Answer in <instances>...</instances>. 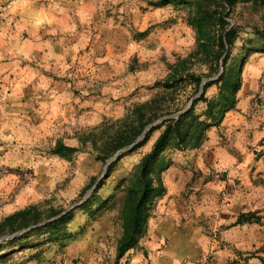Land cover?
<instances>
[{
	"label": "rangeland",
	"instance_id": "1",
	"mask_svg": "<svg viewBox=\"0 0 264 264\" xmlns=\"http://www.w3.org/2000/svg\"><path fill=\"white\" fill-rule=\"evenodd\" d=\"M23 1L24 12L32 15L24 14L19 23L9 15L11 1L0 0V220L30 204L66 209L80 201L104 168L94 146L101 133L90 134L104 123L102 131L117 129L135 104L154 97L156 110L170 105V96L155 84L196 45L188 20L191 2L158 7L150 2L155 0H71L76 4L54 8L60 0ZM262 1L234 7L230 20L238 36L226 52L227 67L240 65L248 47L261 45L254 27H264ZM37 7L64 16H42ZM195 62L192 70L208 71L209 64ZM192 89L182 87L175 104L184 103ZM217 94V86L207 91L210 98ZM205 108L199 102L196 113ZM158 133L125 153L87 201L72 210L70 236L63 242L36 232L5 244L0 254L7 257L0 264H111L122 232L126 190L121 182L131 177ZM58 140L80 148L72 161L52 152ZM186 154L168 148L162 156L172 164ZM241 259L236 264H247Z\"/></svg>",
	"mask_w": 264,
	"mask_h": 264
},
{
	"label": "crops",
	"instance_id": "2",
	"mask_svg": "<svg viewBox=\"0 0 264 264\" xmlns=\"http://www.w3.org/2000/svg\"><path fill=\"white\" fill-rule=\"evenodd\" d=\"M10 1L11 19L32 15L23 0ZM181 152L187 158L164 173L167 191L155 202L141 250H129L120 264H236L241 257L264 264V51L252 52L243 66L237 107L208 130L199 148ZM249 212L261 221L235 224Z\"/></svg>",
	"mask_w": 264,
	"mask_h": 264
},
{
	"label": "trees",
	"instance_id": "3",
	"mask_svg": "<svg viewBox=\"0 0 264 264\" xmlns=\"http://www.w3.org/2000/svg\"><path fill=\"white\" fill-rule=\"evenodd\" d=\"M253 0H155L150 1L154 6H165L171 3H188L193 5L189 12V24L196 32L195 49L185 58L178 59L171 64L168 75L156 82L165 94L169 95L170 105L155 106L157 98L154 97L146 102L135 104L131 113L122 120L117 129L110 131L107 127L102 128L104 123L90 135L96 137L101 133V143L97 150L96 159L104 163L118 149L131 144L143 132L145 127L163 115H173L183 110L195 96L206 77H211L219 72L221 59L227 49L233 46L238 36V27L230 20L231 13L238 3H246ZM264 5V0L262 1ZM254 34L260 40L259 47H248L242 56L240 65L227 67L228 53L224 59V70L215 80L207 82L204 92L194 99L192 106L179 117H170L164 123L154 126L146 137L135 147L134 150L144 146L152 139L154 133L159 131L153 139L149 150L142 156L129 179L121 182L126 190V196L120 212L122 232L116 246L115 259L111 264H120L127 252L137 248L141 239L148 230L149 219L155 207L157 198L164 195L167 188L163 182L162 173L169 168L171 163L164 162L163 152L168 148L180 151L194 150L199 148L207 139V132L211 127H218L224 120L227 112L234 110L238 103V92L242 87V69L254 51H264V27H254ZM209 64L208 71L197 73L190 67L196 63ZM192 86V91L186 97L184 103L175 104L174 96L182 87ZM217 86L218 94L208 97L207 91L210 87ZM204 102L206 108L201 113H196V106ZM173 104V106H172ZM103 133V134H102ZM80 148L71 146L58 140L52 149L54 154L72 161ZM121 158V157H120ZM118 158L108 168L109 176L115 169ZM157 175V177H156ZM96 177L92 178V182ZM103 183V179L100 184ZM106 204V203H105ZM104 206V205H103ZM106 206V205H105ZM104 206V207H105ZM65 209H57L54 206L45 207L44 203L30 204L5 216L0 220V236L13 234L17 231L36 225L51 217L57 216ZM73 211L52 220L45 225L33 228L24 234L0 243V252L5 244H15L28 238L36 232H49L50 240L62 242L70 236L67 225L73 217ZM261 216L255 212L242 213L235 224L245 222H260ZM64 239V240H63ZM64 245L67 242L63 243ZM7 253L0 254V261L5 260Z\"/></svg>",
	"mask_w": 264,
	"mask_h": 264
},
{
	"label": "water",
	"instance_id": "4",
	"mask_svg": "<svg viewBox=\"0 0 264 264\" xmlns=\"http://www.w3.org/2000/svg\"><path fill=\"white\" fill-rule=\"evenodd\" d=\"M227 50H228V46H227V49H226V51H225V53H224V55H223V57L221 59V65H220L219 72L216 75H214V76L206 77V78L203 79L199 92L195 96L192 97V99L189 101L188 105L183 110L178 111V112H176L173 115H163V116L157 118L156 120H154L153 122H151L150 124H148L145 127V129L143 130V132L135 139V141H133L131 144H128V145H126V146L118 149L112 156H110L106 160V162L104 164V168H103V171H102L101 175L97 178V180L94 183V185L87 191V193L84 195V197L80 201H78L77 203L72 204L70 207L66 208L64 211H62L57 216L51 217V218H49L47 220H44L43 222H40V223H38L36 225H31L28 228L21 229V230L17 231L16 233L0 236V243L3 242L4 240H8V239H12V238H15L17 236H20V235L24 234L25 232H28V231L32 230L33 228H36V227L45 225L46 223H48V222H50L52 220H55V219H57V218L65 215V214L69 213L70 211H72L73 209H75L78 205H81L82 203H84L85 201H87V199L95 191V189L98 186V184L100 183V181L104 177H106V175L108 173V168H109V166L114 161H116L118 158L122 157L125 153H128L130 151H133V149H135V147L146 137V134L154 126H156L158 124H161V123H164L166 121V119H168L170 117H179L183 112H185L186 110H188L192 106V103H193L194 99H196L197 97H199L204 92V89H205V86H206L207 82L212 81V80H215V79H217L219 77V75L224 70L223 63H224V59H225Z\"/></svg>",
	"mask_w": 264,
	"mask_h": 264
}]
</instances>
